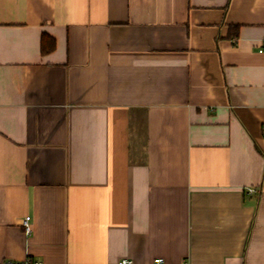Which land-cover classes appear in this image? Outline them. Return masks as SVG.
I'll return each instance as SVG.
<instances>
[{
	"label": "crops",
	"instance_id": "crops-1",
	"mask_svg": "<svg viewBox=\"0 0 264 264\" xmlns=\"http://www.w3.org/2000/svg\"><path fill=\"white\" fill-rule=\"evenodd\" d=\"M263 49L264 0H0V264H264Z\"/></svg>",
	"mask_w": 264,
	"mask_h": 264
},
{
	"label": "built area",
	"instance_id": "built-area-1",
	"mask_svg": "<svg viewBox=\"0 0 264 264\" xmlns=\"http://www.w3.org/2000/svg\"><path fill=\"white\" fill-rule=\"evenodd\" d=\"M264 50V49H263ZM261 50V51H263ZM250 192H255L256 189H249ZM23 227H24V230H25V233L27 235H30V233L32 232V224H31V217L27 216L24 218L23 220ZM156 262L158 264L164 262L162 258H158L156 259ZM1 264H42L41 261L39 260H35V259H32L30 257L22 260V261H14V260H11V259H6L4 260ZM119 264H132V261H129V260H122Z\"/></svg>",
	"mask_w": 264,
	"mask_h": 264
},
{
	"label": "trees",
	"instance_id": "trees-1",
	"mask_svg": "<svg viewBox=\"0 0 264 264\" xmlns=\"http://www.w3.org/2000/svg\"><path fill=\"white\" fill-rule=\"evenodd\" d=\"M232 30V29H231ZM231 39L236 42L238 39V27H235V30L231 32ZM56 42L55 39L47 33H43L41 39V53L48 54L55 49Z\"/></svg>",
	"mask_w": 264,
	"mask_h": 264
}]
</instances>
